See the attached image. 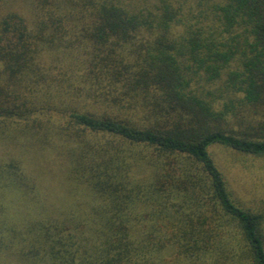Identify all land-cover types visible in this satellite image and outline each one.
I'll return each mask as SVG.
<instances>
[{"label":"trees","instance_id":"trees-1","mask_svg":"<svg viewBox=\"0 0 264 264\" xmlns=\"http://www.w3.org/2000/svg\"><path fill=\"white\" fill-rule=\"evenodd\" d=\"M214 144L264 156V0H0V264H264Z\"/></svg>","mask_w":264,"mask_h":264},{"label":"rangeland","instance_id":"rangeland-1","mask_svg":"<svg viewBox=\"0 0 264 264\" xmlns=\"http://www.w3.org/2000/svg\"><path fill=\"white\" fill-rule=\"evenodd\" d=\"M233 129L239 130L236 126ZM207 151L223 176L233 203L264 215V156L245 155L217 144Z\"/></svg>","mask_w":264,"mask_h":264}]
</instances>
